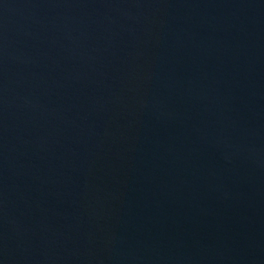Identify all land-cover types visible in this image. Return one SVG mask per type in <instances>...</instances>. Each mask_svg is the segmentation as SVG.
Returning <instances> with one entry per match:
<instances>
[{
    "label": "water",
    "instance_id": "95a60500",
    "mask_svg": "<svg viewBox=\"0 0 264 264\" xmlns=\"http://www.w3.org/2000/svg\"><path fill=\"white\" fill-rule=\"evenodd\" d=\"M0 264H264V0H0Z\"/></svg>",
    "mask_w": 264,
    "mask_h": 264
}]
</instances>
